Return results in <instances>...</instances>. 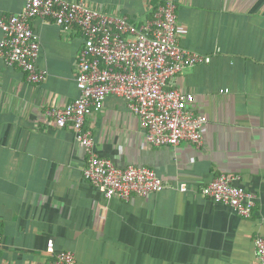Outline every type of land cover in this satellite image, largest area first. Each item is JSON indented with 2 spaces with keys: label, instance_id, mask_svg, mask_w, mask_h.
Returning a JSON list of instances; mask_svg holds the SVG:
<instances>
[{
  "label": "crops",
  "instance_id": "1",
  "mask_svg": "<svg viewBox=\"0 0 264 264\" xmlns=\"http://www.w3.org/2000/svg\"><path fill=\"white\" fill-rule=\"evenodd\" d=\"M83 1L136 25L153 8V0ZM173 1L180 45L211 56L175 79L193 93L191 109L208 117L203 143L147 145L138 118L115 95L85 120L100 156L149 167L171 184L146 198L103 197L82 175L86 155L71 129L46 113L78 95V31L30 20L40 42L36 66L47 72L41 82H28L0 58V264H46L49 240L80 264H259L253 239L264 237V0ZM24 3L0 0V12H19ZM219 173L239 175L256 195L250 218L195 192ZM181 183L187 191L176 188Z\"/></svg>",
  "mask_w": 264,
  "mask_h": 264
},
{
  "label": "built area",
  "instance_id": "2",
  "mask_svg": "<svg viewBox=\"0 0 264 264\" xmlns=\"http://www.w3.org/2000/svg\"><path fill=\"white\" fill-rule=\"evenodd\" d=\"M33 18L55 21L65 32L76 30L83 40L76 75L77 97L46 113L56 127L71 129L83 148L84 179L106 199L123 201L146 198L172 187L149 167H121L100 156L93 148L85 120L103 108L107 95H115L123 98L138 118L147 145L203 143L208 117L191 109L193 93L177 87L175 79L185 67L208 63L211 56L178 42L175 2L153 0L151 14L139 25L126 15L104 12L83 0H25L19 12H0V58L6 65L18 67L28 82H41L47 72L36 66L40 42L30 26ZM239 179L237 174L219 173L195 192L250 218L256 195L240 185ZM176 188L188 190L185 183ZM253 244L258 263L264 264V237L255 236ZM46 251L50 255L46 264H80L73 252L56 250L52 240L47 241Z\"/></svg>",
  "mask_w": 264,
  "mask_h": 264
}]
</instances>
